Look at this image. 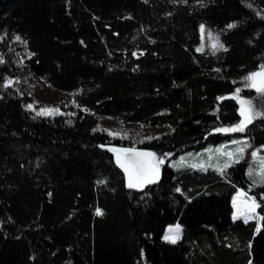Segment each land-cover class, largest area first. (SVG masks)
<instances>
[{"label":"trees","instance_id":"trees-1","mask_svg":"<svg viewBox=\"0 0 264 264\" xmlns=\"http://www.w3.org/2000/svg\"><path fill=\"white\" fill-rule=\"evenodd\" d=\"M202 28L218 46L200 47ZM261 66L264 0H0V264H264L247 159L165 164L238 137L264 153V93L245 88ZM23 71L71 94L68 114H39ZM238 89L259 115L223 131L243 121ZM104 117L165 131L133 143ZM128 149L163 160L156 182L126 185L111 151ZM238 190L259 229L232 218Z\"/></svg>","mask_w":264,"mask_h":264},{"label":"rangeland","instance_id":"rangeland-1","mask_svg":"<svg viewBox=\"0 0 264 264\" xmlns=\"http://www.w3.org/2000/svg\"><path fill=\"white\" fill-rule=\"evenodd\" d=\"M201 36H202L201 37L202 42L200 46L201 48L203 49L207 47L213 48V45L218 46L216 36L210 32L207 33L204 32V28L201 29ZM12 38L14 40H17L16 37H12ZM260 70L261 69H259L258 71ZM21 76L22 77L17 82L18 83L20 82V84L24 86L23 88L28 92V94L32 96L33 106L35 107V110L39 114H42L44 109H51L53 111H51L49 114H42V115L68 114L69 112L68 108L72 103L71 94L53 90L42 80L32 75L30 72L23 71ZM249 84L250 82L246 81L245 88L255 89L249 86ZM232 97H236L235 99L238 101L239 104L240 116L244 120V117L241 115V104L239 101L243 100L249 102V100H247L245 97L240 95V90L238 92L236 91L232 95ZM251 112H254L252 106H251ZM249 115H251V113H249ZM101 125H102L101 127H103L107 132H109L111 136H124V137L128 136V138L130 137V140H132L133 143L136 142L142 143L153 136L160 135L162 132L165 131V129L140 127L137 124H119L117 120L108 117L101 118ZM240 148H243L242 153L237 151ZM218 149L221 151H217ZM111 152L113 156L117 159V152L114 150ZM144 152L153 153L152 151H147V150H145ZM228 152L233 153V156L231 158H229L227 155L224 154ZM253 152L257 153V157L254 158L252 156ZM142 158L156 165L157 172H156V178L154 180V182H156L160 178L163 167V163H159L161 159L156 154H154V157H142ZM259 158H264V153L258 152V150L256 149H251L246 138L238 137L216 145H208L198 151H191L184 153L182 155H179L175 159L169 160L165 164H167L169 168L174 170H179L184 168H194L196 170L205 172L208 169H215L220 171V169L228 168L230 165L235 163V161H241L247 159V161L249 162V165L247 166L246 169L247 177L251 180L253 184L261 185L263 183L260 181L257 175L250 176L249 174L250 170H252L253 173L259 172L260 169ZM226 164L228 165L227 167H225ZM123 171L125 174L126 185L128 186L129 183L128 173L125 172L124 168ZM149 184L151 183H142L141 186L133 187V189L141 190ZM237 192L239 193H235L233 195L234 197L232 200V205L234 208L233 217L241 218L244 220L247 219L248 221L256 220L259 229L260 217L256 212L257 207L252 211L249 210L250 205L253 202L256 204V202L252 197L246 195L244 192L240 190H238ZM241 193H244L245 195H242ZM177 228L179 229L178 232L176 231ZM180 236H181V226L171 225L165 229L163 239L172 242L173 239L177 241L180 238ZM165 237H170L171 239H165Z\"/></svg>","mask_w":264,"mask_h":264},{"label":"snow or ice","instance_id":"snow-or-ice-1","mask_svg":"<svg viewBox=\"0 0 264 264\" xmlns=\"http://www.w3.org/2000/svg\"><path fill=\"white\" fill-rule=\"evenodd\" d=\"M19 39V37H17ZM217 45H213V47H216ZM219 47H222V45H219ZM246 81H249V86L255 88L258 92L264 93V66H261V70L258 72L251 73L248 77L245 78ZM239 89L237 90V92ZM236 98V97H233ZM241 104V115L244 117V120L241 122L240 125H238L235 128L232 129H223V131H243L244 126L247 123L251 122V119L255 115H259V113L251 112V104L248 101H239ZM247 106V107H245ZM51 109H44L42 114H49ZM251 113V115H249ZM126 152L132 153V156L129 158V161L127 163H121L119 157L117 158L118 163H120V166L124 168L125 172L128 173V187H139L142 183H152L154 182L156 178V172L157 168L155 164L150 163L149 161L137 159L138 157H154L153 153H145V152H134L132 149L125 150ZM221 151V150H217ZM238 152L242 153L243 148H240L237 150ZM229 158L233 156V153L228 152L224 153ZM252 156L255 158L257 157V153L253 152ZM159 163H163V161H159ZM260 163V169L259 172L253 173L252 170H250V176L251 175H257L262 183H264V158H259ZM195 166V165H193ZM228 165L226 164L225 167ZM223 171V169H220ZM257 207V205L253 202L250 205V211L254 210ZM97 214L100 215V211H97ZM237 218V217H234ZM247 222V219L245 220ZM171 231V230H170ZM176 231L178 232L179 229L177 228ZM165 239H171L170 237H165ZM173 243H175V240H172Z\"/></svg>","mask_w":264,"mask_h":264},{"label":"water","instance_id":"water-1","mask_svg":"<svg viewBox=\"0 0 264 264\" xmlns=\"http://www.w3.org/2000/svg\"><path fill=\"white\" fill-rule=\"evenodd\" d=\"M116 152H117V158L119 157V159H120V161H122V163H127L129 161V158L132 156V153L126 152V151L118 150ZM134 152H136V151H134ZM137 159L145 160L142 157H138Z\"/></svg>","mask_w":264,"mask_h":264},{"label":"crops","instance_id":"crops-1","mask_svg":"<svg viewBox=\"0 0 264 264\" xmlns=\"http://www.w3.org/2000/svg\"><path fill=\"white\" fill-rule=\"evenodd\" d=\"M237 193H239V192H237ZM242 195H245L244 193H241ZM234 197V196H233ZM232 200H233V198H232ZM232 208H233V205H232ZM233 214H234V208H233V213H232V218L234 219V220H237V219H241V218H234L233 217ZM242 220H244V219H242ZM245 221V220H244ZM248 221V220H247ZM165 233V232H164ZM163 237H164V235H163Z\"/></svg>","mask_w":264,"mask_h":264}]
</instances>
